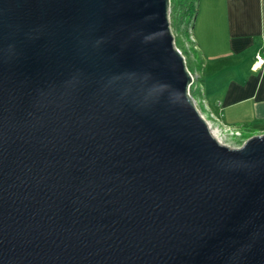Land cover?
Returning <instances> with one entry per match:
<instances>
[{"label":"water","instance_id":"95a60500","mask_svg":"<svg viewBox=\"0 0 264 264\" xmlns=\"http://www.w3.org/2000/svg\"><path fill=\"white\" fill-rule=\"evenodd\" d=\"M169 0H0V264H264V133L220 144Z\"/></svg>","mask_w":264,"mask_h":264},{"label":"crops","instance_id":"0c3cea01","mask_svg":"<svg viewBox=\"0 0 264 264\" xmlns=\"http://www.w3.org/2000/svg\"><path fill=\"white\" fill-rule=\"evenodd\" d=\"M191 30L207 109L239 143L264 133V61L251 68L256 54L264 59V0H197Z\"/></svg>","mask_w":264,"mask_h":264},{"label":"rangeland","instance_id":"374dc122","mask_svg":"<svg viewBox=\"0 0 264 264\" xmlns=\"http://www.w3.org/2000/svg\"><path fill=\"white\" fill-rule=\"evenodd\" d=\"M196 3H197V0L195 1V4H194L195 10H196ZM194 14H195V12H194ZM194 14H193V16H194ZM193 16L190 19L186 18L184 20V24L182 27V29L184 31H182V29L179 28L177 22H175L176 25L174 27V24L172 23V18L170 15V2L168 3L167 18H168V23H169V29H170V32L173 36V44L180 51L181 55L184 57L185 66H186L187 70L191 73L192 78H194L193 82H191V83L195 82L197 84V92H195V94L193 95L194 101H195V108L199 111V113L204 118L207 119L208 114H209V110H205V108L203 107V104L201 102V100H203L202 99L203 95L201 92V86L198 82L197 77H194V76H196L197 73H194V70H193L194 67H196L198 69L200 68V70H201L200 57L198 56V53L196 52V50L194 48L193 41L190 39V35H191V31H192L191 26L193 23ZM256 128H259L260 131L261 130L263 131L264 125L257 126ZM220 137L222 139L221 141H223V143H225V145H227L229 147H236L239 145V142H237L235 138H223L221 135H220Z\"/></svg>","mask_w":264,"mask_h":264},{"label":"built area","instance_id":"2783aa9c","mask_svg":"<svg viewBox=\"0 0 264 264\" xmlns=\"http://www.w3.org/2000/svg\"><path fill=\"white\" fill-rule=\"evenodd\" d=\"M190 39L193 41L192 39V36L190 35ZM184 58V57H183ZM264 59L262 56H260L259 54H256L254 56V60L251 64V68L252 69H255L257 68L258 66H260L262 63H263ZM194 77H197V76H194ZM191 82H193V79L192 76H191ZM191 84V83H190ZM189 84V85H190ZM188 91H189V87H188ZM194 101V99H193ZM202 104H203V107L205 108V110H208L207 107H206V103L204 102V100H201ZM194 106H195V101H194ZM198 111V110H197ZM199 112V111H198ZM200 114V113H199ZM200 116L203 118V120L205 121L207 127H208V130L210 131L211 135L217 140L219 141L220 144H224L223 141H221V137L220 135L223 137V138H237L240 136V133L238 130L232 128V127H229V126H226L224 125L216 116H214L210 111H209V114H208V118H204L201 114ZM214 133V134H213ZM216 135V136H215ZM241 143H239L240 145ZM238 145V146H239ZM237 147V146H236Z\"/></svg>","mask_w":264,"mask_h":264},{"label":"trees","instance_id":"16d2710c","mask_svg":"<svg viewBox=\"0 0 264 264\" xmlns=\"http://www.w3.org/2000/svg\"><path fill=\"white\" fill-rule=\"evenodd\" d=\"M195 1L196 0H169L170 2V15L172 18V23L175 27V22L178 23L180 29H182L184 20L186 18L190 19L194 12H195ZM182 31H184L182 29ZM198 79V77H197ZM189 92L192 98L194 99L193 95L197 92V86L194 83L189 85ZM243 137H247V135H243Z\"/></svg>","mask_w":264,"mask_h":264},{"label":"bare ground","instance_id":"6f19581e","mask_svg":"<svg viewBox=\"0 0 264 264\" xmlns=\"http://www.w3.org/2000/svg\"><path fill=\"white\" fill-rule=\"evenodd\" d=\"M219 142V141H218Z\"/></svg>","mask_w":264,"mask_h":264}]
</instances>
